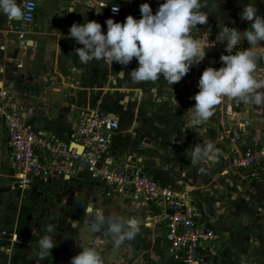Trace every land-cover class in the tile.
Segmentation results:
<instances>
[{
    "label": "crops",
    "instance_id": "0c3cea01",
    "mask_svg": "<svg viewBox=\"0 0 264 264\" xmlns=\"http://www.w3.org/2000/svg\"><path fill=\"white\" fill-rule=\"evenodd\" d=\"M100 1L36 0L37 16L34 23L27 27L25 40L19 39L18 34L12 29L21 21V17L9 19L0 13V81L9 88L11 100L29 107L28 121L35 130L53 135L62 141H67L71 137L70 125L77 122L81 113L96 111L114 113L120 121V128L106 155L124 165L128 164L124 162L122 156L124 147L122 142L131 135L135 139L136 135L134 133L129 135L123 129L124 112L115 106L126 104L127 96L132 98L131 104L152 105L154 109L149 113L150 116L142 119L149 120L143 136L160 135L158 126H164L163 138L166 136L167 140L159 144L158 151L150 150L153 156L141 158L139 163L143 164L145 173L158 183L170 186L181 193L197 210L200 218L222 233L220 250L216 253L203 254V264H264V233L258 235V239L253 240L252 237L254 230L261 229L264 232L262 221L264 185L257 182L249 170L231 166L234 147L230 145L219 148L221 155L214 163L193 164L191 161L193 149L205 142L206 135L216 132L217 118L214 112L207 122L192 128L189 127L190 119L182 117L181 113L193 107L187 105L189 100H192L190 91L196 88L188 86L186 79L188 73L172 86L163 77L155 82L137 83L128 74H125L123 79L118 74L120 71L130 73L135 69L137 67L135 58L131 66H122L116 62L110 66L103 61H90L87 65H82L76 56L75 49L82 45L68 35L74 23L82 24L86 20H95L102 25V31L106 32L108 18L123 22L128 15H133L139 19L142 3L148 2L155 13L163 0H106L109 3L120 2L124 11L118 17L111 16L107 9L100 8ZM208 1L211 3L202 0L204 7L201 9V11L208 9L207 24H198L191 33L198 40L199 32L194 30L198 31L202 27L206 30L215 28L220 8L236 9L249 3H253L255 7L264 6V0H249L244 6L240 0ZM17 2L22 7L26 0ZM243 26L246 30L247 26L245 24ZM234 27L239 30L237 26ZM263 62L264 59L261 58L257 70L264 67ZM262 71L264 73V70ZM139 89L147 92L133 96L134 90L140 93ZM243 105L246 113L258 120L261 125L252 131L253 134L247 133L246 139L240 144L241 147L264 144V108L251 103ZM164 109L165 112L162 111ZM134 119L139 118L134 115ZM206 123H209V126ZM136 141L139 143L138 139ZM162 147L163 150H160ZM201 167L208 172H202ZM12 174L13 163L6 119L0 113V264H13L12 257L22 250L21 244H30V241L25 240L27 231L23 227L26 222L22 219L21 211L24 208L25 186L19 187L15 184ZM60 178L62 177L36 180L31 185L48 183ZM82 179L96 184L99 190H112L117 197L126 199L127 202L135 200L132 194L115 191L104 182L88 175L67 180ZM215 193L221 200L225 199L232 205L230 214L233 219L220 210L212 211V214L206 213L204 203H207L210 196ZM243 201L252 202L253 207L248 211L250 214L247 213L241 220H235L237 214L242 212L237 211L239 208L237 205L243 204ZM133 207L136 211L140 208V213L152 221L148 224L151 225L148 227L151 237L162 232L163 244L167 246L166 255L174 263L183 264L173 257L166 238V228L156 220L158 207L139 201L133 204ZM222 212L223 214H220Z\"/></svg>",
    "mask_w": 264,
    "mask_h": 264
},
{
    "label": "clouds",
    "instance_id": "9594fccd",
    "mask_svg": "<svg viewBox=\"0 0 264 264\" xmlns=\"http://www.w3.org/2000/svg\"><path fill=\"white\" fill-rule=\"evenodd\" d=\"M29 7L27 2L21 7L17 0H0V13L9 19L21 17L23 10ZM202 7V0H163L153 13L150 4L144 2L140 5L139 19L133 15H128L123 22L108 18L106 32L102 31L99 22L86 20L82 24L74 23L68 35L82 45L75 49L82 65L103 61L110 66L113 62L127 66L135 58L137 67L130 73L120 71L121 79L128 74L133 81L140 83L155 82L163 77L172 86L190 71L193 64H198L206 56L207 46L191 35L198 24L207 22L208 16L201 11ZM118 11L119 7L114 5L112 12ZM241 18L250 22L246 30L226 25L222 29L221 41L227 42V54L220 57L221 67L209 66L202 72L197 85L199 91L192 97L195 104L187 111L189 127L197 128L207 122L214 115L215 106L224 98L264 108V79L257 75L258 62L264 55L254 50V46L264 42V15L258 14L255 5L249 3L242 8ZM245 39L249 47L242 49L239 45ZM220 155L215 144L206 141L193 149L191 161L193 164L214 163ZM200 170L203 172L204 168ZM87 213L92 231L106 230L115 247L135 239L140 230L135 218L106 216L91 208ZM71 227L78 229L79 221H71ZM55 231V226L48 224L45 234L38 239L39 260L51 256V250L56 246ZM81 249L72 257L71 264H103L93 247Z\"/></svg>",
    "mask_w": 264,
    "mask_h": 264
},
{
    "label": "built area",
    "instance_id": "2783aa9c",
    "mask_svg": "<svg viewBox=\"0 0 264 264\" xmlns=\"http://www.w3.org/2000/svg\"><path fill=\"white\" fill-rule=\"evenodd\" d=\"M26 2L30 7L23 10L21 21L12 27L21 40L26 39L27 27L34 23L38 9L36 0ZM114 5L119 7L117 13L112 12ZM99 7L107 9L108 14L114 17L121 16L124 11L120 2L101 0ZM205 51V58L193 64L186 75L189 85L197 86L194 79L189 77L191 72L202 75L209 66L219 68L222 66L221 55L227 54L219 46H207ZM226 104V98L219 104L218 112L222 118L219 132L225 135L228 145L234 147L232 162L238 168L249 170L255 180L264 184V144L250 145L244 150L238 148L243 141L242 133L236 124L225 120V115L230 116ZM0 113L6 119L13 163L12 177L20 186L28 187L36 180L55 177L70 179L88 175L115 191L132 194L139 202L155 204L159 209L156 220L166 228L170 251L183 264H203V254L220 250L222 233L200 218L197 210L181 193L158 183L142 169L119 164L106 155L120 128V121L114 113H81L72 128L71 137L62 141L35 130L28 121L27 106L13 102L9 88L2 81Z\"/></svg>",
    "mask_w": 264,
    "mask_h": 264
},
{
    "label": "rangeland",
    "instance_id": "374dc122",
    "mask_svg": "<svg viewBox=\"0 0 264 264\" xmlns=\"http://www.w3.org/2000/svg\"><path fill=\"white\" fill-rule=\"evenodd\" d=\"M205 1L211 3V1L208 0ZM240 1H242L244 6L246 1L249 0ZM242 8L243 7L236 9L220 8V15L216 21L217 24L215 28L206 30L200 26L202 27L201 29L198 31L194 30V32H199V41L206 46H219V48L225 49L227 42L221 41V32L225 25L228 27L237 26L240 31H244L246 28L243 24L248 28L249 21L242 20L241 18L240 12H242ZM256 8L258 14L264 15V6ZM202 12L207 15L208 9ZM209 41L211 43H208ZM239 47L246 49L249 47V44L247 41H243ZM254 50L264 55V42L254 46ZM263 59L264 58H262V60ZM131 65L132 63L129 64V66ZM262 70H264V67L257 70V75L260 79H264ZM200 76L201 73L194 72H191L189 75V77H192L191 79H194L196 85H198V77ZM188 86L193 85L188 84ZM198 91V86H196L194 90L190 91V94H192L191 96L193 97ZM146 92V90H140V93H137V90H134L133 96L136 97ZM131 100L132 98L127 96L125 100L127 102L126 104L121 103V105L115 106L116 109L124 112V118H122V122H124L123 129L128 132L129 135L134 133L136 135L135 139L139 140L138 143L132 135H128L129 137H126L122 142L124 146L122 148V156L126 164L144 171V166L139 163V159L153 156L154 154L150 150L156 149L158 151L159 144L163 142V140H167V138L166 136L163 138L162 130L164 126H158L161 131L159 134L162 136H143L145 131H147L149 120L144 121L142 119L150 116L149 113L154 108L148 103L143 105L140 103L131 104ZM226 100L228 101L226 109L228 113L230 112V116L227 117V115H225V120L238 126L237 128L239 132L242 133V140L244 141L247 133H252L253 130L258 129L261 123L246 113L245 106L243 105L244 103L242 104L237 100L228 98H226ZM189 101L187 106H194L193 103L195 104V100L192 99ZM181 108L183 110V107ZM218 108L219 105L214 108L217 118V122L215 123V127L217 128L216 132L206 135L205 142H213L216 148L221 150L219 148L228 145V140L224 134L219 132L222 118L218 112ZM162 111L165 112V109ZM27 112L29 114L28 106ZM181 114L182 117L190 119L187 111ZM134 115L139 119H134ZM159 123L160 122H157V124ZM70 126L73 128L75 124H71ZM207 126H209V123ZM238 148L244 150L246 147L243 148L241 145H238ZM160 150H163V147L160 148ZM231 164L232 167H236L232 161ZM203 172L207 173L208 170L204 168ZM256 181L259 182L258 180ZM13 182L19 187H22L17 181L13 180ZM96 187V184H91L83 179L73 181L65 180L64 177L48 183H38L25 187L26 193H23V197L25 198L23 201L24 208L21 209V211L23 214L22 219L26 222L23 227V229L27 231L25 232L27 236L25 240L30 241V244H21L22 250L16 252L12 257L13 264H71L72 257L77 255L83 247H93L101 256L103 264H176L166 255L165 248H167V246L163 244L161 238L163 235L162 232L156 236H150L148 227L151 225L148 224L152 221L148 216H143V214L140 213V208L136 211V208L133 207V204L138 203L136 199L132 200L130 203V201L127 202L126 199L117 197L112 190H99ZM223 200L218 197L217 193L211 195L208 202L204 203L207 209L206 213L210 212L212 214V211L217 212V210H220L225 212L230 219H233L232 214H230L233 208L232 205H229L227 200ZM223 204L225 207H223ZM252 207L253 205L250 201H243V204H238L237 211L242 212L237 214L238 217L235 220H241ZM89 208L102 211L106 216L118 215L126 219L135 218L140 223V230L135 239L124 241L119 247H115L112 236L106 230L100 232L92 231L91 222L87 213ZM223 212L220 214H223ZM71 221H79V228L73 229L71 227ZM262 221H264V217ZM48 224H53L56 228V231L53 233L56 246L51 250V256L47 257L45 260H39L37 257V242L38 239L45 234V229ZM261 233H264L261 229L257 231L254 230L252 236L253 240L258 239V235Z\"/></svg>",
    "mask_w": 264,
    "mask_h": 264
},
{
    "label": "water",
    "instance_id": "95a60500",
    "mask_svg": "<svg viewBox=\"0 0 264 264\" xmlns=\"http://www.w3.org/2000/svg\"><path fill=\"white\" fill-rule=\"evenodd\" d=\"M21 18H22V16H21Z\"/></svg>",
    "mask_w": 264,
    "mask_h": 264
}]
</instances>
